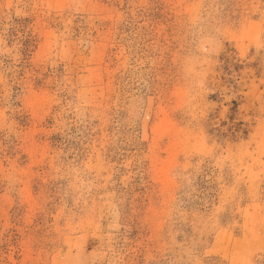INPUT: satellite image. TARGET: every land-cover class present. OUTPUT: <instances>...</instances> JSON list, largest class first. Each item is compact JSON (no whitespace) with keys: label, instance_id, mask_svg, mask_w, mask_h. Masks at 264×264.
<instances>
[{"label":"rangeland","instance_id":"1","mask_svg":"<svg viewBox=\"0 0 264 264\" xmlns=\"http://www.w3.org/2000/svg\"><path fill=\"white\" fill-rule=\"evenodd\" d=\"M0 264H264V0H0Z\"/></svg>","mask_w":264,"mask_h":264}]
</instances>
